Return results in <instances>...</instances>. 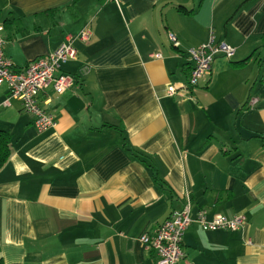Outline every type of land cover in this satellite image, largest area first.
Masks as SVG:
<instances>
[{"label": "crops", "instance_id": "crops-1", "mask_svg": "<svg viewBox=\"0 0 264 264\" xmlns=\"http://www.w3.org/2000/svg\"><path fill=\"white\" fill-rule=\"evenodd\" d=\"M0 26L15 68L69 37L77 50L71 88L39 97L54 128L38 133L0 85L3 263L155 264L139 236L189 202L246 221L192 222L179 264H264V0H0ZM210 36L234 53L188 88L185 51Z\"/></svg>", "mask_w": 264, "mask_h": 264}, {"label": "built area", "instance_id": "built-area-1", "mask_svg": "<svg viewBox=\"0 0 264 264\" xmlns=\"http://www.w3.org/2000/svg\"><path fill=\"white\" fill-rule=\"evenodd\" d=\"M0 26V30H1ZM168 39L175 47L177 39L172 32H168ZM90 28H84L77 35V39L87 42L90 39ZM74 38L69 37L48 54L28 61L24 66L15 68L12 62L5 57L3 51L4 39L0 35V85L6 84L8 99L17 100L21 110L32 119L38 133L54 128L56 120L54 115L47 111L39 100L40 94L48 88L61 94L71 88L73 78L61 70L62 64L76 58L77 50L73 45ZM191 66L189 70L187 87L195 88L201 78L211 75V68L216 57L230 58L234 49L222 41H214L210 36L207 42L185 51ZM154 57H160L155 53ZM167 96L176 94L173 84L166 87ZM255 99L249 100L254 105ZM7 100L3 102L6 104ZM206 210L200 209L195 217L190 216V204L186 202L181 209L172 210L168 216L151 233L139 236V242L145 249L152 250L156 255L155 264H179L183 257L182 237L186 228L197 223L203 230H236L244 226L245 217L234 215L231 218L214 215L208 220Z\"/></svg>", "mask_w": 264, "mask_h": 264}, {"label": "trees", "instance_id": "trees-1", "mask_svg": "<svg viewBox=\"0 0 264 264\" xmlns=\"http://www.w3.org/2000/svg\"><path fill=\"white\" fill-rule=\"evenodd\" d=\"M10 134L7 131L0 130V168L6 162L10 155ZM135 157L141 162L145 163L147 166H151L149 158L140 153H134ZM0 264H5L0 260ZM11 264H20V263H11Z\"/></svg>", "mask_w": 264, "mask_h": 264}]
</instances>
